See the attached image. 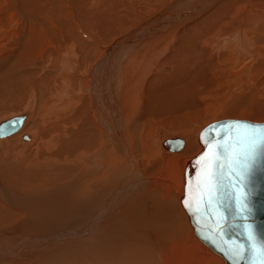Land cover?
I'll list each match as a JSON object with an SVG mask.
<instances>
[{
	"label": "bare ground",
	"instance_id": "bare-ground-1",
	"mask_svg": "<svg viewBox=\"0 0 264 264\" xmlns=\"http://www.w3.org/2000/svg\"><path fill=\"white\" fill-rule=\"evenodd\" d=\"M89 1L0 0V112L34 100L0 140V264H231L183 171L206 115L264 121V0Z\"/></svg>",
	"mask_w": 264,
	"mask_h": 264
},
{
	"label": "water",
	"instance_id": "water-1",
	"mask_svg": "<svg viewBox=\"0 0 264 264\" xmlns=\"http://www.w3.org/2000/svg\"><path fill=\"white\" fill-rule=\"evenodd\" d=\"M26 114H19L0 121V138H5L17 132L23 124ZM240 121L242 123L253 122L246 119H218L213 120L198 132V143L201 150L192 159V165H187L183 171V194L180 204L187 213L190 226L194 234L208 247L220 254L227 262L234 264H250V258L245 255L239 260L233 255L237 245H246V230L255 234L258 241H264V149L258 153L255 162L251 166L242 185L237 184L236 191L230 187L234 179L229 171V161L218 157L219 164H223L221 187L219 191H213L210 199L204 188L205 171H210L214 161V152L208 150L205 153V142L208 141L215 148L217 143H230L229 122ZM211 126L210 132H205V140L201 139V132ZM26 139V135H23ZM183 143L176 144L173 150H180ZM217 166V171L221 169ZM187 188V197H186ZM247 194V209L241 211L243 200L237 201V197ZM189 207H185V200ZM207 208V211H205ZM246 217V218H245Z\"/></svg>",
	"mask_w": 264,
	"mask_h": 264
},
{
	"label": "snow or ice",
	"instance_id": "snow-or-ice-1",
	"mask_svg": "<svg viewBox=\"0 0 264 264\" xmlns=\"http://www.w3.org/2000/svg\"><path fill=\"white\" fill-rule=\"evenodd\" d=\"M211 126L201 132L202 141L205 140L204 133L210 132ZM230 143L220 144L217 143L215 148L208 141L205 142V153L203 156L208 155V150L212 149L214 152V161L210 171H205L204 188L207 191L210 199L213 191H219L221 187V177L223 164H219L218 157H223L229 161V171L233 174L234 179L230 182V187L236 191L237 184L242 185L246 178L251 166L261 149H264V123H242L240 121L229 122ZM221 169L217 171V166ZM187 197V188H186ZM243 200L241 211L247 212V194L243 197H237V201ZM185 207L188 208L189 204L185 200ZM207 211V208H205ZM246 218V217H245ZM247 241L246 245H237L233 250V255L237 260L247 255L250 258V264H264V241H258L255 234L246 230ZM234 264L236 262L234 261Z\"/></svg>",
	"mask_w": 264,
	"mask_h": 264
},
{
	"label": "rangeland",
	"instance_id": "rangeland-1",
	"mask_svg": "<svg viewBox=\"0 0 264 264\" xmlns=\"http://www.w3.org/2000/svg\"><path fill=\"white\" fill-rule=\"evenodd\" d=\"M99 1H103V5H106V3H109L111 0H90L89 1V3H90V6H94L95 4H96V2L97 3H99ZM108 19H104V22H106ZM128 30L129 29H126L125 27L124 28H120L119 30H118V32H121V34L120 35H116L115 37H117V36H123V35H126L127 34V32H128ZM93 32H91V33H93V34H96L97 33V30L96 29H93L92 30ZM124 33H126V34H124ZM114 37V38H115ZM120 37V38H121ZM88 39H90V41L92 40L91 38H89V35H88ZM1 40V39H0ZM89 41V40H88ZM102 42H105V41H102ZM99 43V42H98ZM4 45V42L1 40L0 41V47H2ZM100 45V46H99ZM108 41L106 42V44L105 43H101L100 42V44H98V46H97V52H99L100 51V54L99 53H97L96 51H93L92 53H91V60H89V68H93V65H94V63H95V61L97 60V58L99 57V56H101L105 51H102V50H99V49H102L103 48V50L104 49H107V47H108ZM64 47H66V46H64ZM99 48V49H98ZM65 50H67V48H63V53H65ZM99 50V51H98ZM102 51V52H101ZM95 53H97V54H95ZM99 54V56L97 57L96 55H98ZM62 55V54H61ZM94 55V56H93ZM128 55H129V53H128ZM93 57V58H92ZM96 57V58H95ZM92 61H94V62H92ZM92 62V63H91ZM93 64V65H92ZM126 64H128V61H127V63ZM64 61H63V64H62V66L61 67H59V69H56V74L57 73H61V72H64ZM92 65V66H91ZM122 67V66H121ZM31 95L33 96V94L31 93ZM33 99H34V97H33ZM27 100V99H26ZM25 100V102H23L22 104H21V108H19V110H17V111H10V112H8V111H4V112H0V121H2V120H4V119H6V118H9V117H11V116H13V115H19V114H23L24 112H27L28 113V115H27V117H26V120H25V122L23 123V125L21 126V128L19 129V131H17L16 133H14V134H12V135H8V136H6L5 138H0V140H6L7 138H10V137H12V136H14V135H17V137H18V142L19 143H26V142H28L29 140H30V136H31V133H29V131L28 130H25L26 128H25V124H26V127H27V123L29 122V120H30V117H31V110H32V107L31 106H34V103H32V102H34V100H32V102H30L29 100H27L26 101ZM30 103V104H29ZM25 104V105H24ZM29 107V109H28V107ZM25 108H27V109H25ZM47 109L48 108H46L45 109V114H44V112H43V114H42V116H46V115H48V114H50L52 111H47ZM27 110V111H26ZM246 111V110H245ZM24 114H26V113H24ZM249 114L248 113H246V114H242V116L240 115V114H238V118H240V117H247V118H250L249 116H248ZM237 116V115H236ZM236 116H234V117H236ZM222 118V116H220V115H214V116H205V117H203L202 119H200L199 121H198V123H199V130H200V128H201V126L203 125V124H207V123H209V122H211V121H213V119H215V120H218V119H221ZM24 127V128H23ZM178 133H174V134H172V133H170V134H168V135H173V136H178V137H183L182 135L180 136V134H178ZM23 135H28V139H23L21 136H23ZM22 138V139H21ZM195 138H196V134H195ZM196 141H197V138H196ZM4 143H0V156H2V154H3V149L4 148H2ZM197 144H198V142H197ZM184 146H185V144H184ZM198 146H199V144H198ZM183 150V149H182ZM4 155V154H3ZM5 156V155H4ZM176 198V197H175ZM176 201H177V199H176ZM178 203V202H177ZM186 224H187V222H186ZM187 226H188V224H187ZM189 227V226H188Z\"/></svg>",
	"mask_w": 264,
	"mask_h": 264
}]
</instances>
